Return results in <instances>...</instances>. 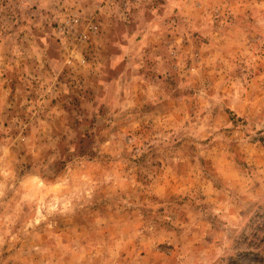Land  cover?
I'll return each mask as SVG.
<instances>
[{
    "label": "rangeland",
    "instance_id": "rangeland-1",
    "mask_svg": "<svg viewBox=\"0 0 264 264\" xmlns=\"http://www.w3.org/2000/svg\"><path fill=\"white\" fill-rule=\"evenodd\" d=\"M0 264H264V0H0Z\"/></svg>",
    "mask_w": 264,
    "mask_h": 264
},
{
    "label": "built area",
    "instance_id": "built-area-1",
    "mask_svg": "<svg viewBox=\"0 0 264 264\" xmlns=\"http://www.w3.org/2000/svg\"><path fill=\"white\" fill-rule=\"evenodd\" d=\"M108 3L117 4L121 12L127 13L129 9L136 5L138 0H106ZM84 22V23H83ZM96 26L88 20H81L77 15H71L65 18L57 27L56 32L60 37L58 39H68L72 43H83L88 36L94 33Z\"/></svg>",
    "mask_w": 264,
    "mask_h": 264
},
{
    "label": "trees",
    "instance_id": "trees-1",
    "mask_svg": "<svg viewBox=\"0 0 264 264\" xmlns=\"http://www.w3.org/2000/svg\"><path fill=\"white\" fill-rule=\"evenodd\" d=\"M140 1V0H139Z\"/></svg>",
    "mask_w": 264,
    "mask_h": 264
}]
</instances>
